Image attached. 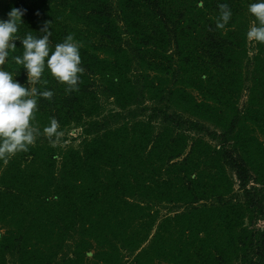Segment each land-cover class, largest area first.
Wrapping results in <instances>:
<instances>
[{"label": "trees", "instance_id": "obj_1", "mask_svg": "<svg viewBox=\"0 0 264 264\" xmlns=\"http://www.w3.org/2000/svg\"><path fill=\"white\" fill-rule=\"evenodd\" d=\"M220 2L232 10L223 29ZM251 2L0 0L2 19L25 10L20 37L45 21L50 48L73 34L84 69L66 92L45 68L33 85L53 91L38 97L41 134L0 160V264H264V43L246 37ZM16 46L3 67L24 84ZM107 101L117 110L103 114ZM52 117L87 136L50 142Z\"/></svg>", "mask_w": 264, "mask_h": 264}, {"label": "clouds", "instance_id": "obj_2", "mask_svg": "<svg viewBox=\"0 0 264 264\" xmlns=\"http://www.w3.org/2000/svg\"><path fill=\"white\" fill-rule=\"evenodd\" d=\"M198 6H203V0H198ZM217 6L219 15L216 27L223 29L232 17V10L226 2H220ZM24 11L13 7L7 13L8 19L0 18V160L4 162L20 151H27L41 134L34 124L38 97L51 99L53 91L38 89L33 85L41 81L45 68L57 81L67 85L66 92L77 88L79 74L84 71L80 55L82 45L73 34L69 33L62 42L55 44L54 49L50 48L49 21L44 22L40 34L27 32L23 37L18 36ZM248 12L254 20L246 32L247 39L264 43V0H252L248 4ZM17 40L21 42L23 51L20 55H11V60L25 69L27 82L24 84L3 67L17 47ZM43 134L52 143L59 141L61 131L55 117L50 118L44 126Z\"/></svg>", "mask_w": 264, "mask_h": 264}, {"label": "rangeland", "instance_id": "obj_3", "mask_svg": "<svg viewBox=\"0 0 264 264\" xmlns=\"http://www.w3.org/2000/svg\"><path fill=\"white\" fill-rule=\"evenodd\" d=\"M253 42L250 43V45H252ZM117 110V108L115 107V105L111 102V101H107L105 104V112H103V114L108 113L111 110ZM100 115L99 118L102 117V115ZM85 126L82 125H77L75 123H71L69 125H65L64 129H59L61 131V136L59 141L55 142L56 145L59 146H64V145H69V144H73V145H77L79 144V142H81L86 136V132L84 131ZM205 138L209 139L208 136L205 135ZM212 141V140H211ZM212 143L216 144L215 141H212ZM236 190L238 189V185H235ZM264 188V187H263ZM239 191V190H237ZM241 193V192H239ZM165 212V210H163ZM257 227L260 228H264V218H260L257 221L256 224ZM6 230V228L4 226H0V233L4 232Z\"/></svg>", "mask_w": 264, "mask_h": 264}]
</instances>
